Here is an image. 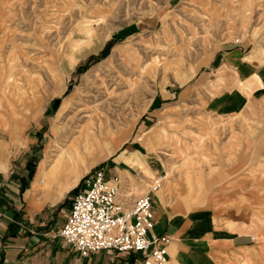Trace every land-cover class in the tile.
<instances>
[{"label": "rangeland", "instance_id": "374dc122", "mask_svg": "<svg viewBox=\"0 0 264 264\" xmlns=\"http://www.w3.org/2000/svg\"><path fill=\"white\" fill-rule=\"evenodd\" d=\"M241 1L0 0V167L5 153V163L23 169L19 175L28 181L30 166L36 174L47 152L75 139H90L92 148L81 152L79 180L117 161L124 146L137 141L154 98L174 102L223 43L264 30V0H244L248 6L240 19ZM172 111L149 124L160 127L156 154L171 171L168 181L166 171L155 176L139 160L131 163L148 179L141 196L158 178L165 188L175 173L195 205L211 192L204 186L222 158L211 156L202 141L193 142L197 155L186 156V110ZM9 143L15 147L5 148ZM75 187L49 210L57 213L65 200L69 204Z\"/></svg>", "mask_w": 264, "mask_h": 264}, {"label": "crops", "instance_id": "0c3cea01", "mask_svg": "<svg viewBox=\"0 0 264 264\" xmlns=\"http://www.w3.org/2000/svg\"><path fill=\"white\" fill-rule=\"evenodd\" d=\"M246 3L242 0L236 9L240 19ZM173 99L154 98L151 113L138 126L137 141L101 167L106 179H116L118 201L127 210L145 191L148 179L132 161L139 160L155 176L166 171L168 181L171 171L156 154L162 133L149 124L161 123L166 111L186 110L182 151L194 157L193 142H205L211 156L222 158L221 165L211 167L216 176L204 186L211 192L195 205L187 183L173 173L170 184L151 195L154 226L148 237H170L167 264H264V30L223 43ZM1 157L0 264H143L139 254L114 251L81 258L58 236L69 204L57 213L49 210L66 195L52 203L45 191L32 188L37 170L34 180L23 181V169L16 172L5 163V153ZM41 194L44 198H38Z\"/></svg>", "mask_w": 264, "mask_h": 264}, {"label": "built area", "instance_id": "2783aa9c", "mask_svg": "<svg viewBox=\"0 0 264 264\" xmlns=\"http://www.w3.org/2000/svg\"><path fill=\"white\" fill-rule=\"evenodd\" d=\"M238 42V41H236ZM158 178L131 207L118 201L117 181L105 179L101 168L90 170L76 185L58 236L81 258L102 251L139 254L143 264H167L168 236H151L154 226L151 195L161 189Z\"/></svg>", "mask_w": 264, "mask_h": 264}, {"label": "bare ground", "instance_id": "6f19581e", "mask_svg": "<svg viewBox=\"0 0 264 264\" xmlns=\"http://www.w3.org/2000/svg\"><path fill=\"white\" fill-rule=\"evenodd\" d=\"M103 130V128L100 129L101 136L104 134ZM85 133L87 138L92 135L89 128L86 129ZM61 135L63 137L64 133ZM89 141L90 139L86 140V143L80 144L79 140L75 139L72 140L70 146L59 149L58 152H55L56 154L47 152L37 168L36 179L32 186L33 190H46V198L53 201L52 203L60 201L79 182L77 171H79L81 164V152L82 150L88 152L89 149H92ZM50 186L55 189L47 190L46 187ZM51 194L53 198H51Z\"/></svg>", "mask_w": 264, "mask_h": 264}, {"label": "trees", "instance_id": "16d2710c", "mask_svg": "<svg viewBox=\"0 0 264 264\" xmlns=\"http://www.w3.org/2000/svg\"><path fill=\"white\" fill-rule=\"evenodd\" d=\"M59 103V99H55L53 102H52V106L53 108H55ZM34 173H35V165L33 166H30L29 167V170H28V173H27V178L29 181L32 180L33 176H34ZM76 192V188L71 192V194H75ZM68 204V201L65 200L61 205H60V209L63 208L65 205Z\"/></svg>", "mask_w": 264, "mask_h": 264}]
</instances>
